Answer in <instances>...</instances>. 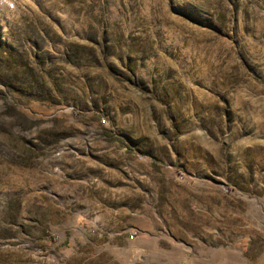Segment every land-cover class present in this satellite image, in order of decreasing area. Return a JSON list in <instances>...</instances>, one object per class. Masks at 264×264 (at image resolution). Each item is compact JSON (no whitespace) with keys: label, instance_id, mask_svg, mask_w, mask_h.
Segmentation results:
<instances>
[{"label":"rangeland","instance_id":"obj_1","mask_svg":"<svg viewBox=\"0 0 264 264\" xmlns=\"http://www.w3.org/2000/svg\"><path fill=\"white\" fill-rule=\"evenodd\" d=\"M0 264H264V0H0Z\"/></svg>","mask_w":264,"mask_h":264},{"label":"built area","instance_id":"obj_2","mask_svg":"<svg viewBox=\"0 0 264 264\" xmlns=\"http://www.w3.org/2000/svg\"><path fill=\"white\" fill-rule=\"evenodd\" d=\"M130 238H131V239L133 238V234L130 235Z\"/></svg>","mask_w":264,"mask_h":264}]
</instances>
